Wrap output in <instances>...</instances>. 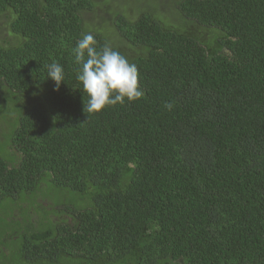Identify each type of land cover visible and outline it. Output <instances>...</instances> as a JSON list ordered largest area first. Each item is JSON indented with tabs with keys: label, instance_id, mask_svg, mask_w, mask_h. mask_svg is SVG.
Instances as JSON below:
<instances>
[{
	"label": "trees",
	"instance_id": "1",
	"mask_svg": "<svg viewBox=\"0 0 264 264\" xmlns=\"http://www.w3.org/2000/svg\"><path fill=\"white\" fill-rule=\"evenodd\" d=\"M118 1L0 0V264H264V0ZM88 33L141 98L83 110Z\"/></svg>",
	"mask_w": 264,
	"mask_h": 264
},
{
	"label": "clouds",
	"instance_id": "2",
	"mask_svg": "<svg viewBox=\"0 0 264 264\" xmlns=\"http://www.w3.org/2000/svg\"><path fill=\"white\" fill-rule=\"evenodd\" d=\"M96 45L95 37L88 33L76 42L73 49L74 60L81 65L77 79L88 97L83 110L99 112L107 106L141 98L143 91L138 85L136 65L107 44L100 50ZM47 78L58 86L65 78L63 66L59 62L49 64Z\"/></svg>",
	"mask_w": 264,
	"mask_h": 264
},
{
	"label": "rangeland",
	"instance_id": "3",
	"mask_svg": "<svg viewBox=\"0 0 264 264\" xmlns=\"http://www.w3.org/2000/svg\"><path fill=\"white\" fill-rule=\"evenodd\" d=\"M96 3L102 2L103 0H94ZM166 3L170 2L171 0H164ZM114 2L118 3V0H114ZM133 11V10H132ZM133 13V12H131ZM3 145V143H2ZM4 146H0V156L4 155L5 149L3 148ZM33 196V195H32ZM33 199H28L27 201H32ZM12 205H3V208L0 209V243H6L8 236L13 234V231H16V226L11 223V220L14 218L16 215L17 218V225H22V223L26 220V218L29 217V209L30 205L28 202H26L27 207L26 208H21V205L16 209L17 205H13V202H11ZM16 212V214H15ZM6 245V244H4ZM11 246V240L7 241V247Z\"/></svg>",
	"mask_w": 264,
	"mask_h": 264
}]
</instances>
